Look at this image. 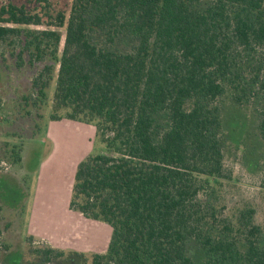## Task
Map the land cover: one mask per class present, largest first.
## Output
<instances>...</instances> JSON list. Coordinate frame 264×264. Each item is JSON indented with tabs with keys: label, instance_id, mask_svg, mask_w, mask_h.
Listing matches in <instances>:
<instances>
[{
	"label": "trees",
	"instance_id": "trees-1",
	"mask_svg": "<svg viewBox=\"0 0 264 264\" xmlns=\"http://www.w3.org/2000/svg\"><path fill=\"white\" fill-rule=\"evenodd\" d=\"M8 50L41 66L33 106L55 81L52 118L96 124L105 149L78 166L71 201L113 230L92 264H264V219L222 195L230 161L264 190V0H73L47 23L10 3L0 62ZM3 228L0 264H24Z\"/></svg>",
	"mask_w": 264,
	"mask_h": 264
},
{
	"label": "rangeland",
	"instance_id": "rangeland-1",
	"mask_svg": "<svg viewBox=\"0 0 264 264\" xmlns=\"http://www.w3.org/2000/svg\"><path fill=\"white\" fill-rule=\"evenodd\" d=\"M72 2L0 0V7L25 6L47 23L56 12L68 15ZM9 51L0 62V228L7 229L2 241L11 251L23 253L24 264L34 259L31 249L48 247L66 255L77 253L84 264H92L95 254L107 251L113 230L72 210L71 201L78 166L105 147L95 123L52 118L55 81L46 101L33 106L28 99L41 66L28 65L26 56L19 66ZM12 150L21 153V163H14ZM229 166L234 181L224 183V203L230 209L251 205L262 221L264 190L259 177L234 161Z\"/></svg>",
	"mask_w": 264,
	"mask_h": 264
}]
</instances>
